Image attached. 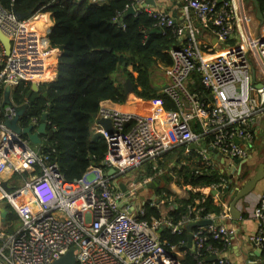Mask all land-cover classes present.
<instances>
[{
  "label": "built area",
  "instance_id": "built-area-1",
  "mask_svg": "<svg viewBox=\"0 0 264 264\" xmlns=\"http://www.w3.org/2000/svg\"><path fill=\"white\" fill-rule=\"evenodd\" d=\"M71 1L101 7L110 0ZM131 1L124 15L130 9H134L135 16L144 12L156 21V27L171 28L176 36L177 47L169 51L174 63L166 67L169 83L163 92L178 109L167 110L163 101L156 99L146 101L136 111L102 110L93 134L106 139L107 153L101 165L90 166L82 178L74 181L66 180L58 164L42 155L40 147L33 146L29 138L5 125L16 116V106L1 101L5 88H15L21 82H47L51 61L60 54L57 56L58 50L50 47L49 13L17 20L12 10L0 3V31L11 43L7 55L0 42V208L2 204L10 205L20 222L16 231L0 232L2 264H53L70 249L75 250L76 264H182L186 255V251L181 254L178 250L182 246L196 259L204 257L197 264H233L220 257L235 233L220 220L231 219L232 215L229 204L218 196L233 187L235 175L241 174L236 161L241 165L248 161L264 123V39L248 41L246 49L218 51L217 44L224 45L236 30L230 0H187L181 23L151 8L147 0ZM191 13L199 25L191 19ZM121 16L119 13L114 22H121ZM202 31H212L216 44L210 41L203 46L199 40ZM250 55L260 63L259 71ZM195 72L210 93L208 102L189 90ZM102 118L111 119L114 133L104 129ZM40 124L38 118L31 119L35 131ZM164 159L168 165L162 164ZM189 163L197 166L196 176H219L209 186L216 196L192 198L187 213L176 219L177 197H181L157 192L160 185L155 183L166 174L175 183H183L179 173ZM112 169L116 173L109 176ZM135 171L136 181H119L121 176L133 177ZM24 173L29 174L24 188L14 189L13 176L24 179ZM3 182H7L10 192ZM121 183L126 190L121 189ZM153 185V193H148ZM25 188L32 195L33 205L20 201ZM209 200L220 208L219 214L207 210ZM148 207L160 216L147 219ZM252 216L258 228L249 240L264 252V193ZM205 220L212 224L187 232L192 235L190 249L188 238L179 247H169L160 235L162 229L182 235L190 225ZM209 240L222 242L224 247H214ZM210 257L216 260L208 261Z\"/></svg>",
  "mask_w": 264,
  "mask_h": 264
},
{
  "label": "trees",
  "instance_id": "trees-1",
  "mask_svg": "<svg viewBox=\"0 0 264 264\" xmlns=\"http://www.w3.org/2000/svg\"><path fill=\"white\" fill-rule=\"evenodd\" d=\"M256 1L264 17V0ZM131 2L110 0L99 7L86 2L75 4L71 0H0L4 8L12 10L14 7L19 13L29 12L30 17L47 13L51 16L50 47L60 51L57 77L52 82L41 84L39 92L32 89L31 83L21 82L13 90V100L17 105H27L21 119L23 128L28 127L34 117L42 123L43 115H47L45 123L49 133L43 136L40 151L58 164L68 181L82 178L90 166L101 165L105 158L108 149L106 139L102 135H93L91 126L103 102L111 101L118 105L127 102L124 83L116 79L117 74L132 82L138 98L147 101L161 98L166 109L177 110L165 92L156 90L158 87L152 79L157 69L173 65L169 51L178 44L176 36L171 28L156 27V21L144 12L136 16L124 15L126 5ZM119 13L122 21L115 23L114 18ZM192 77L196 82L189 86L190 91L201 94L208 102L210 93L201 84L200 74L195 72ZM196 167L180 171L183 183L178 180V184L200 188L209 187L218 180L216 174L196 176ZM28 175L24 173L22 177L27 178ZM168 175L162 178L164 186L157 192L171 193L167 189L171 181ZM12 179L21 178L16 174ZM201 195L191 193L190 199L177 197L176 219L187 213V205L192 198ZM6 207L10 211L7 222L19 221L12 207ZM36 209L35 206L34 211ZM207 210L220 213V208L211 200ZM159 216L156 209L148 207L147 219ZM188 231L187 228L182 235H173L170 230L162 229L160 235L171 247L187 240ZM209 244L224 247L219 241L209 240ZM181 250L186 251L182 264H197V260L204 258L196 259L185 246Z\"/></svg>",
  "mask_w": 264,
  "mask_h": 264
},
{
  "label": "crops",
  "instance_id": "crops-1",
  "mask_svg": "<svg viewBox=\"0 0 264 264\" xmlns=\"http://www.w3.org/2000/svg\"><path fill=\"white\" fill-rule=\"evenodd\" d=\"M186 1L187 0H155V4L154 5L151 4L152 5L151 8L158 10V11H161V12H164V13H167L175 21H177L178 23H181L184 19L183 6L185 5ZM230 1L232 2V6L235 10L236 30H235V33L233 34L232 38L229 41H227L224 45L217 44L219 52H223V51L227 52V51H230V50L235 49V48L246 49L248 41H251V40L252 41H260V40L264 39V23L262 24L260 19H258V17H257V8L255 6L254 1L253 0H230ZM44 16H45V19H47L46 18L47 15H44ZM191 19L197 25H199L198 19L194 13H191ZM47 20H49L50 27H51L53 24L51 18L49 17ZM199 40L203 46H204V44H207V42L210 43V41L212 44H216V36L213 35L212 31H202V33H200ZM54 50H56V49H54ZM58 54H60L59 50L57 51V56H58ZM57 64H58V58L53 59L51 61V67L52 68H51V71L49 73L47 82H52L56 79V77H57ZM195 82H196V80L194 79L193 81L190 82L193 84H189V86L190 85L194 86ZM190 87H189V90H190ZM13 90H14V88H12V92H11V96H10V100H11L12 104L15 105L16 108L26 106V108L24 110L25 112L22 115V118H23V116L25 115L26 110H27V105H26V103L23 105H17L14 102ZM39 91H40V89H39ZM4 93H5V90L1 94L2 103H4V101H5ZM127 98H128L127 102L123 105H118V104L113 103L111 101L103 102L101 105V111L104 109H116V108L125 109V110H129V109L132 110L131 108L136 107V106H133L134 104L140 102L139 106H142L141 102L144 101L146 103V101H147V100L140 99L137 96L136 97H134V96L127 97ZM160 100H162V99L160 98ZM145 103H144L143 107L145 106ZM163 103H164V101H163ZM176 106H177V104H176ZM143 107H141V108H143ZM137 109H139V108H137ZM137 109H133V110H137ZM177 109H178V106H177ZM98 116H99V114L95 117L93 124L91 126L92 134H93V127L95 126V123L98 119ZM30 123H31V120H30ZM19 125L21 126V120L19 122ZM47 135L48 134L41 136V143L43 140L42 139L43 136H47ZM31 144L33 146H37V147L40 146V144L39 145H34L33 143H31ZM256 147L257 148L261 147L262 149H264V125L258 131V139L255 142V144L253 145V151L251 152V155H250L248 161H246L242 165L240 163L237 164L236 168L238 169V171H239V169H241V174L239 175V172H237V175H235V179L233 181V187L231 189H226V191L220 193V195L218 196V198L227 202L229 204V207H230L231 199H232L233 195L235 194L236 190L239 187H241L246 181L252 179L255 176L259 165L264 163V152L261 155H259L257 160L253 161L254 150ZM258 160H261V161L263 160V161L258 163L257 166L253 168L252 165L254 164V162H256ZM162 164L168 165L169 162H168V160L164 159L162 161ZM194 166L195 165L193 163H189L188 168H193ZM222 166L224 167L223 164H222ZM245 175H247V176L244 177ZM164 176H166V175H164ZM164 176H162L159 179L160 187L164 186V182L162 181V178ZM225 176L230 180V174L228 171H225ZM134 177L136 179V176H134ZM168 177H171V181L167 185V189L170 192H172L173 194L178 195L181 198L186 199L187 197L191 196V193H200V194L208 196L209 198L216 196L215 194H213L212 191L210 193L209 187H200V188L189 187V188H187V187H183V186L179 185L178 182L175 183L173 181V178L171 175H168ZM135 179H133V182ZM20 180L21 179L14 180L15 181L14 184L17 185V183ZM149 189L152 190L151 187ZM255 189H256V187H255ZM255 189L248 196L244 197L239 202H237L236 208H237L238 212L241 214L240 218H234L232 216L231 219H223V220L220 219L224 225L229 227V229L233 230L235 233V235L227 243L226 247H224V249L221 250L220 257L224 258L226 260H229L233 264H264V252L262 250L258 249L257 247H255L249 240V236L251 234H253L254 232H256L257 228H258V224L252 216V211H253V208L256 205L259 197L263 194V193L262 194L261 193H255V191H256ZM16 225H17L16 221L15 222H6L5 224H2L0 222V232H5L6 234H8V233L10 234L11 232H9V231L14 232V231H16V229L19 228V227H16ZM175 246L179 247L180 245H175ZM214 247H216V246H214ZM217 248H219V247H217ZM178 250L181 253L182 250L180 247Z\"/></svg>",
  "mask_w": 264,
  "mask_h": 264
},
{
  "label": "water",
  "instance_id": "water-1",
  "mask_svg": "<svg viewBox=\"0 0 264 264\" xmlns=\"http://www.w3.org/2000/svg\"><path fill=\"white\" fill-rule=\"evenodd\" d=\"M253 1L255 3L256 8H257V17H258V19H260L261 23L263 24L264 18L261 14V11L258 8L257 1L256 0H253ZM147 2H149L153 5L155 4V0H147ZM12 12H13L14 16L17 18V20H25V19H28L30 17L29 12L19 13L14 7L12 8ZM133 13H134V9H130L129 14H133ZM0 42L3 44L7 55H9L11 52V43H10L9 38L2 31H0ZM253 73H254L253 77H255V71L254 70H253ZM166 87H167V85H165L161 88H156V90L163 91ZM32 88L36 92H39L40 84L32 83ZM124 88H125V94L127 95V97H132V96L136 97L133 84L129 79L125 81ZM11 92H12V87L9 85L5 88L4 105L13 106V104L10 100ZM44 96H46V93L44 94ZM25 108H26V106L16 108V116L11 120L6 121L5 125L10 130H12L18 134L20 133V134L27 135V137L29 138L31 143H33L34 145H39L41 143V136L48 134L47 125L45 123V121L47 119V115L46 114L43 115V117H42L43 122L39 125V127L37 128L36 131H35L34 127L31 125L26 127V128H22L19 125V122H20L22 115L25 112L24 111ZM100 124L104 127V129L107 132H109L111 134L115 132V129H114V126L112 124L111 119L102 118V119H100ZM238 163H240V161H236V164H238ZM115 173H116V171L114 169H112V170H109L108 175L111 176ZM262 179H264V163L259 165L255 176L252 179L246 181L241 187H239L236 190L235 194L233 195L231 202H230V211H231V214L234 218H240L241 217V214L238 212V210L236 208L237 202H239L241 199H243L244 197H246L250 193H252L253 190L255 189L256 185L258 184V182ZM158 184H159V180L156 181L155 185L157 186ZM155 185L150 186V187L154 188ZM3 187L6 189L7 192H10L11 189L8 186L7 182H3ZM120 187L122 190H126V187L123 183L120 184ZM231 188H232V186L230 187V189ZM212 192H213V194H216L215 191H212ZM0 213H1L0 222L2 224H5L7 222V216L9 215L10 211L8 210V208L6 206H3L0 208ZM211 224H212V221H206V220L200 221V222H197L195 224L190 225L188 227V230L191 231L192 228L208 226ZM188 247L189 248L192 247V235L188 236ZM214 260H216V257H210L208 259V261H214ZM53 264H76L75 250L70 249L64 256H62L59 260L55 261Z\"/></svg>",
  "mask_w": 264,
  "mask_h": 264
},
{
  "label": "rangeland",
  "instance_id": "rangeland-1",
  "mask_svg": "<svg viewBox=\"0 0 264 264\" xmlns=\"http://www.w3.org/2000/svg\"><path fill=\"white\" fill-rule=\"evenodd\" d=\"M258 41H255V43H257ZM250 58L252 60V64L254 66V68L259 71L261 69V66L258 62L257 59H255L252 55H250ZM116 79L119 81V82H122V83H125L126 81V78L122 75V74H117L116 75ZM153 82L155 83V85L158 87V88H161L165 85H167L169 83V78H168V75H167V68H159L157 69L155 72H154V75H153ZM136 102V101H135ZM134 102V103H135ZM140 103V102H139ZM139 103H136L134 104L133 106H136L135 108H131L132 110L133 109H137V108H141L143 107L144 105V101H142V106H139ZM130 110V109H129ZM133 111H136V110H133ZM264 125V123H263ZM264 152V149H262L261 147H256L255 150H254V157H253V161L257 160L259 155H261L262 153ZM263 161V160H262ZM261 160H258L256 162H254V164L252 165V167H256L258 163L262 162ZM138 175V171H135L134 174H133V177L131 178H127L126 176H121L119 178V181H129V180H133L135 179L134 176ZM26 179L27 178H24L23 180L21 179L18 183H17V189H21V188H24L25 186V182H26ZM153 190V189H152ZM152 190H149L148 192L150 193H153ZM255 193H264V179L260 180L256 186V189H255ZM154 196H155V193H154ZM20 201L21 202H24L28 205H33L32 203V195L30 193V191L25 188L24 191L21 193V196H20ZM3 206H6V204H2L1 207ZM17 222V225L16 227H19L20 226V222L19 221H16ZM2 264V262H0Z\"/></svg>",
  "mask_w": 264,
  "mask_h": 264
},
{
  "label": "bare ground",
  "instance_id": "bare-ground-1",
  "mask_svg": "<svg viewBox=\"0 0 264 264\" xmlns=\"http://www.w3.org/2000/svg\"><path fill=\"white\" fill-rule=\"evenodd\" d=\"M42 17H45V16H42ZM46 17H48V16H46ZM36 211H37V209H36ZM36 211H35V212H36Z\"/></svg>",
  "mask_w": 264,
  "mask_h": 264
}]
</instances>
